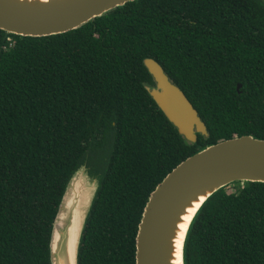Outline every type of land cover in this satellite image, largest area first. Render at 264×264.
<instances>
[{"label":"trees","instance_id":"obj_1","mask_svg":"<svg viewBox=\"0 0 264 264\" xmlns=\"http://www.w3.org/2000/svg\"><path fill=\"white\" fill-rule=\"evenodd\" d=\"M144 57L183 92L206 137L186 141L156 107ZM244 134L264 139L262 0H132L61 33L0 29V264H49L51 222L81 163L98 186L77 264H134L160 179L198 148ZM182 263L264 264V182L213 192Z\"/></svg>","mask_w":264,"mask_h":264},{"label":"water","instance_id":"obj_2","mask_svg":"<svg viewBox=\"0 0 264 264\" xmlns=\"http://www.w3.org/2000/svg\"><path fill=\"white\" fill-rule=\"evenodd\" d=\"M127 1L132 0H0V29L23 36L61 33ZM142 64L153 80V85L145 86L149 96L177 133L190 143L197 133L206 137V127L196 110L162 67L150 57H144ZM234 181L264 182L263 138L244 134L206 144L167 172L142 208L135 233L134 264H170L181 211L201 193L181 237L183 264V243L194 215L213 192ZM97 186V178L87 173L84 163L66 181L51 222L49 264H77L81 232Z\"/></svg>","mask_w":264,"mask_h":264},{"label":"bare ground","instance_id":"obj_3","mask_svg":"<svg viewBox=\"0 0 264 264\" xmlns=\"http://www.w3.org/2000/svg\"><path fill=\"white\" fill-rule=\"evenodd\" d=\"M201 200V193L197 194V197L191 198V201L189 204H186L184 208L181 211L180 214V222L178 223V228H176V234L172 240V249L169 254V261L170 264H180V241L181 237L186 225V222L194 210V208L197 206L198 201Z\"/></svg>","mask_w":264,"mask_h":264}]
</instances>
